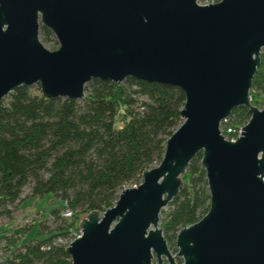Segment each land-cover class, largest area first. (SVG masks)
Masks as SVG:
<instances>
[{
    "label": "water",
    "instance_id": "1",
    "mask_svg": "<svg viewBox=\"0 0 264 264\" xmlns=\"http://www.w3.org/2000/svg\"><path fill=\"white\" fill-rule=\"evenodd\" d=\"M57 48L46 50L38 28ZM264 50V0H0V102L20 86L81 100L92 79L169 86L184 97L181 124L160 162L99 214L79 217L70 264H264V107L249 89ZM243 107L233 141L219 131ZM200 153L208 210L178 231L174 256L158 216Z\"/></svg>",
    "mask_w": 264,
    "mask_h": 264
},
{
    "label": "trees",
    "instance_id": "2",
    "mask_svg": "<svg viewBox=\"0 0 264 264\" xmlns=\"http://www.w3.org/2000/svg\"><path fill=\"white\" fill-rule=\"evenodd\" d=\"M38 33L45 41L52 37L42 26ZM83 93L78 101L46 99L38 87L20 86L0 102V217L10 218L7 207L19 202L26 186L29 196L50 194L62 206L49 213L54 228L38 225L41 239L14 249L5 264H70L63 242L78 229L79 217L92 210L102 213L128 184L138 185L142 172L160 162L166 140L181 124L184 97L173 87L131 78L119 85L92 79ZM251 95L264 96V50ZM248 118L245 108H235L225 126L238 129ZM200 159L197 153L189 162L176 196L159 213L168 251H174L178 231L208 210ZM63 210L72 217L63 219Z\"/></svg>",
    "mask_w": 264,
    "mask_h": 264
},
{
    "label": "rangeland",
    "instance_id": "3",
    "mask_svg": "<svg viewBox=\"0 0 264 264\" xmlns=\"http://www.w3.org/2000/svg\"><path fill=\"white\" fill-rule=\"evenodd\" d=\"M197 2L202 1L197 0ZM38 41L42 47L48 51L57 48V43L53 36L51 39L45 41L38 33ZM30 88L34 90L37 88V85H32ZM132 90H135V88H132ZM134 97L137 98V100H144L142 96L134 95ZM249 98L250 104L254 100L257 102L255 105L251 104L253 105L252 107L257 109H262L264 107L263 95H258V97L251 95ZM116 125H120V123ZM238 127L241 129L242 126ZM134 186L135 185L131 183L128 184L126 188ZM61 207V204L54 199L52 195L48 194L41 197H31L29 196L28 187H24L19 195V202H16L13 206L7 207L11 212L10 218L0 217V264H5V260L11 256L14 249L20 248L21 245H25L29 241L41 239V236L38 234V225H40L42 229L47 228L48 231L53 229L54 225L50 219L49 213L53 209L60 210ZM162 210H166V206L163 207ZM160 218L161 214L158 216V228ZM26 228L28 229L23 233V230ZM169 252L174 256L176 249L174 248V251L169 250ZM161 264H166L163 259ZM174 264H181V259L174 258Z\"/></svg>",
    "mask_w": 264,
    "mask_h": 264
},
{
    "label": "built area",
    "instance_id": "4",
    "mask_svg": "<svg viewBox=\"0 0 264 264\" xmlns=\"http://www.w3.org/2000/svg\"><path fill=\"white\" fill-rule=\"evenodd\" d=\"M217 1H219V0H215V1L214 0H204L202 2H197V4L198 5H208V4H213ZM226 121H227V119H225L221 122V124L219 126V131H220V134L222 135L224 140L233 142L239 136L240 128L234 129V128H231L230 126H227V125L225 126ZM60 216L63 219L68 220L72 217V213L69 210H63L61 212ZM79 235H80L79 229L71 231L70 238L68 239V241L63 242L65 247L68 246V244L70 242H72L74 239L79 237Z\"/></svg>",
    "mask_w": 264,
    "mask_h": 264
}]
</instances>
